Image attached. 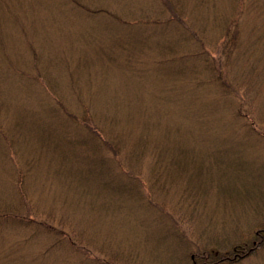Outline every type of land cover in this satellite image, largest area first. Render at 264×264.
Instances as JSON below:
<instances>
[{"label":"rangeland","instance_id":"obj_1","mask_svg":"<svg viewBox=\"0 0 264 264\" xmlns=\"http://www.w3.org/2000/svg\"><path fill=\"white\" fill-rule=\"evenodd\" d=\"M171 2L0 0V264H264V0Z\"/></svg>","mask_w":264,"mask_h":264},{"label":"trees","instance_id":"obj_2","mask_svg":"<svg viewBox=\"0 0 264 264\" xmlns=\"http://www.w3.org/2000/svg\"><path fill=\"white\" fill-rule=\"evenodd\" d=\"M163 2V4L165 5V7L170 11V12H174L173 10V5H172V2L171 0H161ZM176 18H178L177 15H175ZM264 232V229H259L258 232L255 233L256 235V239L259 243H264V234L262 235L261 233ZM255 241V242H257ZM257 242V243H258ZM256 244V243H255ZM254 244V245H255ZM249 251V250H248ZM248 251H244L242 252L241 254H235V255H239V256H242L244 254H246ZM205 258L207 259V261L204 263V264H210V263H214V261H225L226 258L225 257H220V258H216V259H213V260H208V258L210 257L209 255L205 254ZM227 260H229L227 258ZM212 261V262H211Z\"/></svg>","mask_w":264,"mask_h":264}]
</instances>
